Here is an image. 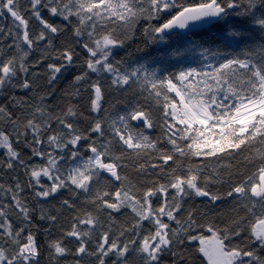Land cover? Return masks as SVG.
Returning <instances> with one entry per match:
<instances>
[{
  "label": "snow or ice",
  "instance_id": "6c2138e0",
  "mask_svg": "<svg viewBox=\"0 0 264 264\" xmlns=\"http://www.w3.org/2000/svg\"><path fill=\"white\" fill-rule=\"evenodd\" d=\"M197 257L264 264V0H0V264Z\"/></svg>",
  "mask_w": 264,
  "mask_h": 264
},
{
  "label": "trees",
  "instance_id": "16d2710c",
  "mask_svg": "<svg viewBox=\"0 0 264 264\" xmlns=\"http://www.w3.org/2000/svg\"><path fill=\"white\" fill-rule=\"evenodd\" d=\"M200 32L201 35L208 38V36L215 37L218 33L215 29H205V30H197ZM199 38V37H194ZM182 43L181 37L173 34L167 42H161L156 45H150L143 51H136L137 46L143 47V37L140 35L139 32L136 34V38L132 40L124 49L118 50V55H126L127 53H132L133 60H141L143 61L146 58H152L157 60L158 62L163 61V63H159L160 67H163L167 71H175L181 66H175L177 61L183 62L184 58H171L168 56V53L171 51L172 48L176 47L178 44ZM174 65V66H173ZM155 66V65H154ZM63 86V85H61ZM158 130H152L151 135H156ZM194 203L196 206H202V201L197 199ZM229 201L220 202L215 208L208 210L209 215H213L214 213L223 212L225 214L229 211ZM198 242L193 244V247H197ZM196 264H207V261L204 260L202 257H197Z\"/></svg>",
  "mask_w": 264,
  "mask_h": 264
},
{
  "label": "rangeland",
  "instance_id": "374dc122",
  "mask_svg": "<svg viewBox=\"0 0 264 264\" xmlns=\"http://www.w3.org/2000/svg\"><path fill=\"white\" fill-rule=\"evenodd\" d=\"M175 66H186V65H184V61L183 62H177L176 64H175ZM193 66H195V65H193ZM161 68H163V67H161ZM164 69V68H163Z\"/></svg>",
  "mask_w": 264,
  "mask_h": 264
},
{
  "label": "water",
  "instance_id": "95a60500",
  "mask_svg": "<svg viewBox=\"0 0 264 264\" xmlns=\"http://www.w3.org/2000/svg\"><path fill=\"white\" fill-rule=\"evenodd\" d=\"M150 134H152V130H150Z\"/></svg>",
  "mask_w": 264,
  "mask_h": 264
}]
</instances>
